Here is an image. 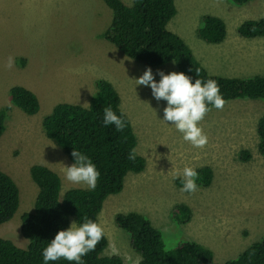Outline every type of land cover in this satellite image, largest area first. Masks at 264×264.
Here are the masks:
<instances>
[{
    "label": "rangeland",
    "instance_id": "obj_1",
    "mask_svg": "<svg viewBox=\"0 0 264 264\" xmlns=\"http://www.w3.org/2000/svg\"><path fill=\"white\" fill-rule=\"evenodd\" d=\"M174 5L176 12L168 29L188 44L209 73L238 77L264 74V38H246L237 32L241 21L264 14V0L242 5L227 0H174ZM204 14L223 19V41L209 43L197 36ZM110 20L111 10L102 0H0V107L9 106L0 136V168L19 187L18 208L10 220L0 224V236L26 246L20 215L33 209L37 192L30 165L43 164L55 170L61 193L71 187L87 188L64 178L65 166L73 163L45 136L40 121L58 102L81 101L87 106L86 92H94L95 80L104 78L119 94L120 108L136 136V153L144 157L145 166L140 172L126 173L122 189L102 203L97 215L107 238L102 253L118 254L126 264H138L140 256L130 247L128 233L114 222L116 212L134 210L162 231L167 249L192 240L209 247L215 261L235 257L264 235V156L257 149L256 131L264 101L235 98L225 101L222 110L212 107L199 122L208 143L203 148L193 147L174 125L160 119L166 101L158 103L149 87L134 86L147 67L157 81V70L167 74L178 72L177 68L171 61L143 65L99 37ZM15 84L36 94L38 112L26 114L10 103L9 88ZM243 150L249 152L246 160L241 157ZM204 165L213 172L210 184L198 186L194 193L181 191L182 181L173 180V175L186 166L198 169ZM177 203L190 209L185 223L171 216ZM73 221L76 223L70 216L68 227Z\"/></svg>",
    "mask_w": 264,
    "mask_h": 264
},
{
    "label": "trees",
    "instance_id": "obj_2",
    "mask_svg": "<svg viewBox=\"0 0 264 264\" xmlns=\"http://www.w3.org/2000/svg\"><path fill=\"white\" fill-rule=\"evenodd\" d=\"M102 1L111 10V20L98 36L108 40L130 59L146 66L171 61L178 72H184L193 81L196 78L214 79L225 101L235 98L264 101V74L244 77L211 74L195 58L188 44L168 29L167 24L176 12L174 0H132L130 5L121 0ZM227 1L242 5L249 0ZM237 32L246 38H264V14L241 21ZM196 33L206 42L219 43L226 35L225 22L218 16L204 14ZM20 59L24 64L25 60ZM9 101L26 114H34L40 108L36 94L20 84L9 88ZM109 107L117 115L124 114L126 127L123 131L118 132L111 125L103 126V112ZM8 111V105L0 107V136L5 129ZM40 126L45 136L58 145L72 163L73 149L88 155L100 176L94 190L71 187L61 193L60 176L55 170L43 164L30 165L29 174L37 192L33 209L20 215V231L27 243L20 247L9 237L0 236V264H43L42 249L58 230L68 227L70 216L78 225L85 218L97 222L104 199L122 189L126 173L140 172L145 166V159L139 154L135 160L128 158L129 152L135 149L136 136L130 119L120 108L118 92L107 79L96 80L95 91L87 106L58 102L43 116ZM256 131L257 149L264 156V113L258 118ZM241 157L248 159L249 152L243 150ZM196 171L198 186H208L213 175L211 167L204 165ZM18 205L19 187L0 168V224L13 217ZM189 215L190 209L184 203L172 207L171 216L179 223L187 222ZM114 222L128 233L130 247L140 256L138 264H264V235L235 257L215 261L212 250L196 241L182 240L173 249L165 248L162 231L140 212H116ZM106 245L104 234L95 250L83 257L84 264H126L118 254H103ZM54 264L69 262L61 259Z\"/></svg>",
    "mask_w": 264,
    "mask_h": 264
},
{
    "label": "clouds",
    "instance_id": "obj_3",
    "mask_svg": "<svg viewBox=\"0 0 264 264\" xmlns=\"http://www.w3.org/2000/svg\"><path fill=\"white\" fill-rule=\"evenodd\" d=\"M12 63L10 57L8 66L11 67ZM156 74L160 77L158 81L154 79L152 69L145 68L143 74L135 79L134 86L149 87L152 97L158 103L166 101L160 119L174 125L184 141L195 148H203L208 143V137L199 122L212 107L222 110L225 105L218 83L214 79L196 78L193 81L184 72L171 71L165 74L162 70H157ZM102 123L104 127L114 126L118 132L126 127L124 114L117 115L110 107L104 109ZM71 155L74 163L65 166L64 178L72 184H83L89 190H94L100 176L96 165L88 155L78 150L73 149ZM136 155V150L133 149L128 158L135 160ZM198 177L195 168L186 166L182 172L177 171L173 175V180L181 179V191L194 193L198 188ZM103 235V228L93 220L85 218L79 225L73 221L69 227L58 230L42 249L43 264H54L61 259L69 264H84L83 257L95 250Z\"/></svg>",
    "mask_w": 264,
    "mask_h": 264
},
{
    "label": "crops",
    "instance_id": "obj_4",
    "mask_svg": "<svg viewBox=\"0 0 264 264\" xmlns=\"http://www.w3.org/2000/svg\"><path fill=\"white\" fill-rule=\"evenodd\" d=\"M108 13H109V12H108ZM96 80H97V79H96ZM96 80H95V81H96ZM93 84H94V81H93ZM91 88H92V87H91ZM92 92H93V91H92ZM92 92H90V91L88 92V91H87V92H86L87 94H85V97L89 99L90 96L94 93V92H93V93H92ZM86 100H87V99H86ZM86 100H85V101H86ZM79 104H82V105L85 106V103H84V102L79 101Z\"/></svg>",
    "mask_w": 264,
    "mask_h": 264
}]
</instances>
